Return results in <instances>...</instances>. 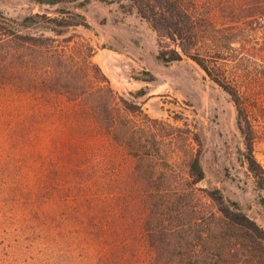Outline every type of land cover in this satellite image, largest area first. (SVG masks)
<instances>
[{"label":"trees","instance_id":"1","mask_svg":"<svg viewBox=\"0 0 264 264\" xmlns=\"http://www.w3.org/2000/svg\"><path fill=\"white\" fill-rule=\"evenodd\" d=\"M100 1L127 2L157 33L159 60L190 58L230 96L243 137L241 159L264 203V165L255 153L256 143L264 137L258 119L264 115V44L258 48L255 40L264 28V0ZM76 7L63 6L54 16L32 13L21 22L24 27L42 23L53 35L17 30L15 21L0 12V86L19 97L38 92L44 98L65 96L71 109L62 120L66 131L55 141L65 162L39 167L31 182L23 179L21 166L7 167L10 172L5 175L0 166V200L17 198L14 191L35 199L44 193L42 200L49 204L48 211L41 206L35 211L37 224L48 231L39 230L35 236L42 264H264V228L219 188L196 186L205 177L201 149L192 147L187 156L191 180L176 178L180 156L169 155L156 178L161 163L158 158L153 163L154 151L162 149L155 129L163 121L112 87L92 61V46L80 61L77 54L82 52L74 45L56 43V36L68 28L89 25ZM129 93L136 97L144 90ZM35 115H19L9 130L30 139ZM183 131V140L200 143L197 131ZM102 139L125 157L122 160L134 162L124 179L100 177L97 157L102 149L96 147ZM172 174L174 178H163ZM202 195L211 201V209L188 207L187 200ZM8 216L0 214V234L10 233L5 232ZM22 226L18 230L24 232ZM18 230L15 227L14 232L19 234ZM50 237L65 244L46 246L44 240Z\"/></svg>","mask_w":264,"mask_h":264},{"label":"rangeland","instance_id":"2","mask_svg":"<svg viewBox=\"0 0 264 264\" xmlns=\"http://www.w3.org/2000/svg\"><path fill=\"white\" fill-rule=\"evenodd\" d=\"M81 1L66 0L62 2L71 3L52 5L37 3L35 0H0V12L15 21L17 30L53 35L42 23L24 27L21 22L26 15L32 13L54 16L63 6L66 9L77 6L75 10L86 17L89 25L68 28L62 35L56 36V43L74 45L82 52L77 54L80 61L89 46H92V61L100 66L112 87L120 94L138 100L149 116L163 121L156 123L155 129V133L160 135L159 146L162 149L157 154L154 151L153 163L157 161L156 158L159 160L157 163H161L155 177L159 179L161 176L159 172L164 166L163 158L169 155L173 158L180 156L176 160V178L183 182L191 180L187 176V156L192 147L200 148L205 177L196 186L219 188L228 200L236 201L264 228V203L261 202L260 191L253 176L241 159L243 137L237 125L236 107L230 96L190 58L184 57L168 63L159 60L157 33L136 10L130 9L127 2L120 4L88 0L80 3ZM255 40L258 42L256 46L261 48L264 44V28L257 31ZM261 52L264 54L263 49ZM139 89H143L144 93L136 97L130 95L129 92ZM9 93L13 94L12 97ZM69 107L65 96L44 98L38 92L36 95L19 97L0 86V166L4 169V175L10 172L7 167L21 166L23 179L31 182L39 174V167L67 160L60 157L55 141L63 136L62 131H66L62 120L65 122L66 115L71 110ZM27 112H34L38 117L31 125L34 131L31 132L30 139L21 138L19 132L9 130L10 122L14 124L19 115L23 116ZM258 119L264 125V115ZM189 128L197 131L200 143L182 139L181 133ZM100 144L102 146L96 147L98 150L102 149L100 158L97 157L100 159V177L124 179L134 162L130 159L122 160L125 157L116 153L103 139ZM255 153L264 165V137L256 143ZM113 154L114 160L109 159ZM111 161L114 162L110 163ZM168 177L174 178V174L163 176ZM12 178L10 176L9 180ZM14 192L17 198L0 200V214L5 212L10 215V223L5 232L11 233L0 234V256L4 260L0 264H42V250L35 236L37 237L39 230L44 234L48 231L44 230L43 225L37 224L35 211L41 207L48 211L49 204L42 200L44 193L37 195L35 199L34 196L29 198L18 191ZM197 197L201 199L193 197L187 200L188 207L196 205L200 209L201 206V210L205 212L211 209L208 198L203 195ZM44 210L39 213L45 215ZM21 225L24 232L18 230ZM15 227L19 234L14 232ZM52 227V232L58 230L57 226ZM4 228L2 226L3 230ZM10 242L16 244L10 246ZM44 243L46 246L65 244L57 237H50ZM43 245L41 244L42 247Z\"/></svg>","mask_w":264,"mask_h":264}]
</instances>
